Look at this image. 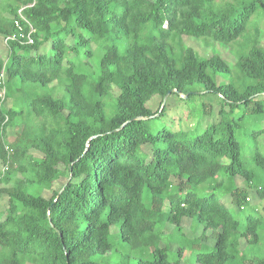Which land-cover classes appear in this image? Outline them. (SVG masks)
I'll use <instances>...</instances> for the list:
<instances>
[{
	"label": "trees",
	"instance_id": "obj_1",
	"mask_svg": "<svg viewBox=\"0 0 264 264\" xmlns=\"http://www.w3.org/2000/svg\"><path fill=\"white\" fill-rule=\"evenodd\" d=\"M263 38L264 0H1L0 264H264Z\"/></svg>",
	"mask_w": 264,
	"mask_h": 264
},
{
	"label": "rangeland",
	"instance_id": "obj_2",
	"mask_svg": "<svg viewBox=\"0 0 264 264\" xmlns=\"http://www.w3.org/2000/svg\"><path fill=\"white\" fill-rule=\"evenodd\" d=\"M0 3H1V0H0ZM186 43L188 46L192 47L193 49H195L200 55L202 56H205V57H208V56H211L212 54H214V52H219L221 53V55L227 59L228 61H230L231 63H235V57L234 55L228 50V49H225V48H221L219 47L218 45L214 46L213 48L211 47H207L205 44H203L202 42H197V41H193V40H189V39H186ZM262 44L264 45V38H263V41H262ZM208 102H213V105L215 106V110L217 111L218 110V106H219V103L216 99L214 98H209L207 100ZM149 107L152 106L151 103L148 104ZM159 107V100L156 101V103L154 104V111ZM171 111V112H170ZM170 116H169V120H165L164 124L165 125H172L171 127L175 128V129H178V126L177 124L179 123V120L180 118L183 117L184 115V109L179 107V108H173L172 110H170ZM264 120V118H263ZM258 122H261V120ZM258 128V127H257ZM243 156H244V159L246 161L247 159V151L246 150H243ZM2 168V167H0ZM64 182V179L60 180V182L58 183L57 185V188H60L61 187V184ZM236 182L239 186H244V182L241 178H237L236 179ZM29 193L31 194H35L37 195L36 192H34L33 190H30ZM7 197L6 196H3V197H0V219H3L6 215H7ZM226 203L227 204H230V200L226 198ZM251 204V206L253 205H257L259 207V210L260 211H264V202H260L256 195L252 194L251 195V201L249 202ZM230 211L235 214V215H239L241 217V219H243L244 215H240L236 209L230 207ZM191 220L188 219L185 223H184V228L190 232L191 230ZM197 226V224H196ZM169 231L171 230V227H168ZM188 239H191V236L188 234V236H186ZM176 243H174V246H178V243H180L181 246H184V250L186 252L185 254V258L187 259L186 261L188 262L187 264H194V256H195V253L198 251V250H201L198 245L197 246H192L191 242L189 240H186L185 242L181 239H178V240H175ZM112 243H113V246H114V252L117 254L118 256V259H120L119 257L123 256L125 254V248L123 246V244L120 242V239H119V228L118 227H114L112 228ZM214 244V240L211 239L210 242H209V246H213ZM242 246H245V244H243ZM201 247V246H200ZM133 255H135V252L132 250L131 251ZM251 254V253H249ZM262 254V252H261ZM253 255V253L251 254ZM192 257V258H191ZM182 264H185V263H182Z\"/></svg>",
	"mask_w": 264,
	"mask_h": 264
},
{
	"label": "built area",
	"instance_id": "obj_3",
	"mask_svg": "<svg viewBox=\"0 0 264 264\" xmlns=\"http://www.w3.org/2000/svg\"><path fill=\"white\" fill-rule=\"evenodd\" d=\"M15 39V37H11V38H7L6 39V42L8 41V40H14ZM27 42L28 43H33V40L31 39V37H30V34L28 35V37H27ZM3 84H4V76L2 75L1 77H0V87L2 88V90H1V96L4 98V96H5V89L2 87L3 86Z\"/></svg>",
	"mask_w": 264,
	"mask_h": 264
},
{
	"label": "water",
	"instance_id": "obj_4",
	"mask_svg": "<svg viewBox=\"0 0 264 264\" xmlns=\"http://www.w3.org/2000/svg\"><path fill=\"white\" fill-rule=\"evenodd\" d=\"M173 93H177V94H179L181 97H183V96H182V93L179 92L178 90H172V91L168 92L167 95L165 96V98H164V102H163V107H164V105H165V103H166L168 97H169L171 94H173ZM185 97L187 98L188 96H185ZM141 119H142V118H136V120H141Z\"/></svg>",
	"mask_w": 264,
	"mask_h": 264
}]
</instances>
